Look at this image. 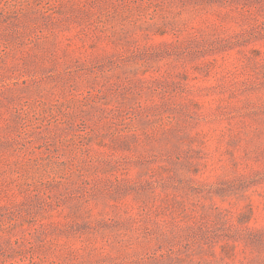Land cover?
<instances>
[{
	"label": "rangeland",
	"instance_id": "374dc122",
	"mask_svg": "<svg viewBox=\"0 0 264 264\" xmlns=\"http://www.w3.org/2000/svg\"><path fill=\"white\" fill-rule=\"evenodd\" d=\"M0 264H264V0H0Z\"/></svg>",
	"mask_w": 264,
	"mask_h": 264
}]
</instances>
